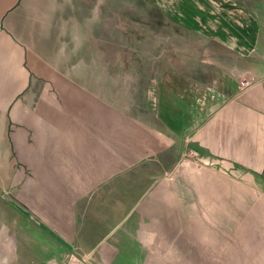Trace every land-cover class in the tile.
<instances>
[{"label":"crops","instance_id":"crops-1","mask_svg":"<svg viewBox=\"0 0 264 264\" xmlns=\"http://www.w3.org/2000/svg\"><path fill=\"white\" fill-rule=\"evenodd\" d=\"M125 3L146 11L99 1L97 25L51 52L58 70L25 53L0 71V264H204L203 240L227 244L210 264H248L234 232L203 235L190 213L198 196L231 197L222 210L238 200L247 228L252 189L264 197V14L251 0Z\"/></svg>","mask_w":264,"mask_h":264},{"label":"rangeland","instance_id":"rangeland-1","mask_svg":"<svg viewBox=\"0 0 264 264\" xmlns=\"http://www.w3.org/2000/svg\"><path fill=\"white\" fill-rule=\"evenodd\" d=\"M73 1L0 0V62L3 61V63H0V71L3 68V70L7 71L6 75H8V71L14 69L15 64L19 60H22V55L25 53L28 56L37 55L40 59L48 62L45 64L52 72L54 68L58 70L54 63H50L51 52L56 50V46H58V49L67 43L72 46L77 37V33H85L86 21L89 20L92 25H97L98 23V8L100 5L99 1L101 0H93L94 3L90 4L74 3ZM125 1L128 0H122L123 4L120 5L123 7L124 13H133L132 15L135 17V15L138 16L139 13L141 14V12L146 11V7L142 3L131 4L125 3ZM251 2L252 10L255 13L260 15L264 14V0H251ZM112 6L116 8L115 4H112ZM123 19L126 22V19ZM91 29V34L93 36L97 35L98 28L91 27ZM71 64L78 65L79 68L82 63H78L77 59H73L71 60ZM68 66L67 63H59V69L63 70V72H69L71 70ZM27 68L28 73H34L33 69L31 71L29 70V65H27ZM71 71H74V75L83 76V74H86V69L83 70L82 68ZM0 76L3 77L5 75H1L0 73ZM261 196L258 191L252 189L251 196L249 197L250 207L248 212L244 213L246 214L245 220L248 221L247 228L241 226L243 223V212L236 210L238 206L241 208L238 200L233 202L234 213L232 211L222 210L227 204L228 206L230 205V202H232L231 197L214 194L211 196H198L196 197L198 201L202 200V211H197V213L193 212L190 215L194 219V222L197 221L195 218L197 216L198 222L203 224V235L209 236L211 233H216L220 237V240L225 241V235L229 236L231 232H234L236 237L235 250L242 253V248L245 247V258L250 254L248 262L246 263L258 264L256 255L260 252L259 239L260 235L264 236V228H260L263 222L259 219V210L264 207V197ZM231 216L236 220L235 228L233 229H230L231 226L229 228L228 226H224ZM248 216H250V219ZM244 235H247L246 239L241 241V238L240 242H237L238 237H243ZM195 237L198 240L197 230L196 234L194 232V239ZM248 237L250 238V243H246L249 240ZM196 244L203 249L204 264L211 263V260H206V257H210L211 247L217 246V250L221 252L220 250H223L227 246V244L223 243L219 245L207 244L205 240H203L202 244L196 241ZM247 247H250V252L246 249ZM261 251H264V249ZM236 262L242 264V260Z\"/></svg>","mask_w":264,"mask_h":264},{"label":"built area","instance_id":"built-area-1","mask_svg":"<svg viewBox=\"0 0 264 264\" xmlns=\"http://www.w3.org/2000/svg\"><path fill=\"white\" fill-rule=\"evenodd\" d=\"M255 80L251 79L250 81H242L240 82V87L241 88H247L249 87Z\"/></svg>","mask_w":264,"mask_h":264}]
</instances>
